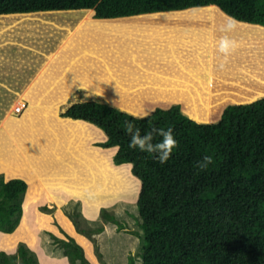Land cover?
I'll return each mask as SVG.
<instances>
[{"label":"rangeland","instance_id":"rangeland-1","mask_svg":"<svg viewBox=\"0 0 264 264\" xmlns=\"http://www.w3.org/2000/svg\"><path fill=\"white\" fill-rule=\"evenodd\" d=\"M204 8H208L207 5ZM215 8L217 10L212 12L215 18L224 20L226 12L217 6ZM76 10L78 9L74 11ZM33 12L38 14L40 11ZM69 13L72 12L52 10L51 14L38 15L41 19L45 17L48 20L45 22L20 18L26 24L18 27L0 24V76H6L9 70L16 68L18 77L42 78L46 93L16 96L6 95L0 90V174L5 179V173L6 176L10 173L8 178L21 177L26 181L27 187L31 179L38 178L53 197L44 198L37 203L36 209L50 215L55 226V231L39 228L37 243L19 240L12 252L5 253L13 254L20 243H25L28 247L39 244L47 255L64 253L55 241V236L67 238L71 234L64 229L56 216V212L60 210L68 216L76 232L78 231L71 215H76L77 212L83 215L75 218L80 226H103L101 232L86 238L93 257L83 247L86 257L95 264H127L129 257L133 259V264H143L141 253L145 243L144 231L137 207L141 181L133 174L132 163L115 161L114 154L118 148L116 145L107 147L99 144L106 139L102 128L86 120L65 116L63 112L73 102L93 99L142 116L145 111L151 112L159 104L163 106L166 104L164 102H170L179 103L181 111L198 122L216 121L227 104L248 100L240 95L241 92L250 93L245 85H248L246 80L250 79L251 72L264 78V39L246 36L248 47L242 50L237 47L225 56L218 51V40L225 35L220 30L225 21H218L212 15V19H208V26L204 28L208 34L205 41L212 42L216 47L211 52L210 47L201 53L200 60L204 65H200V68L203 70V67H209L212 70L210 73L206 70L198 72L199 76H203L202 92L169 97L157 95L158 92L154 94V90L148 87L149 76L145 71L141 70V75H138L140 73L132 74V70L122 72L116 68L114 71L102 69V62L111 57V52H101L102 49L97 43H101L102 39L98 35L88 36V42L87 39L82 41V36L78 33L68 36L67 29L72 25L69 26L70 22L66 23L62 18H74L69 17ZM238 21L239 25L244 22ZM239 25L235 30L239 29ZM258 27L264 26L250 23L240 26V29L250 32L253 30L255 33ZM233 31L227 33L231 39L238 43L240 39H244ZM138 35L137 39H128L127 44L131 53L128 57L140 61L145 57V50L150 44L147 39ZM112 50H115L117 58H122L125 57L123 51L128 52V47H123L122 51L113 46ZM68 60L77 66L82 63L83 67L77 68V72H71L70 67L74 65L71 66ZM214 61L216 65L212 69L211 62ZM222 61L241 63L243 71L240 69L235 73L231 72L229 76L223 71L225 67ZM42 63L44 68L40 67ZM158 64L156 62L153 65L158 67ZM36 67L40 69L37 70ZM31 69L34 71L31 72ZM196 71L194 72L197 73ZM122 74L124 79L120 76ZM222 75L235 82L223 81ZM9 77L8 75L7 79ZM60 77L67 79L64 82L66 89L58 81ZM86 77L88 81L84 84L80 82ZM114 79L122 85L119 89L116 88ZM255 82L258 84L253 82V85L260 89L258 95H255L257 98L264 95V82ZM87 83L88 87L85 85ZM60 89L66 91V94H61ZM19 100L26 101L27 107L17 113L14 107ZM102 208L113 212L125 227L119 228L112 221L104 220ZM22 214L23 205L21 216ZM30 249L35 252L39 264L37 248Z\"/></svg>","mask_w":264,"mask_h":264},{"label":"trees","instance_id":"trees-1","mask_svg":"<svg viewBox=\"0 0 264 264\" xmlns=\"http://www.w3.org/2000/svg\"><path fill=\"white\" fill-rule=\"evenodd\" d=\"M205 5L264 26V0H0V14L92 8L95 17L109 18ZM63 114L102 128L106 139L99 144L119 146L115 161L132 163L141 181L137 207L144 231L143 264H264V96L227 104L213 122L194 120L178 103L134 120L142 132L150 125L173 129L178 147L164 164L128 147L124 122L138 115L93 99L73 102ZM205 155L213 163L200 170L196 163ZM26 189L23 178L0 174V230L11 232L18 225ZM77 213L71 216L78 232L91 238L103 230L102 225L80 226L75 218L83 215ZM101 214L125 227L113 212L102 208ZM55 241L68 264L90 263L73 236H55ZM18 260L38 264L25 243L13 254L0 250V264ZM127 264H133L131 257Z\"/></svg>","mask_w":264,"mask_h":264},{"label":"crops","instance_id":"crops-1","mask_svg":"<svg viewBox=\"0 0 264 264\" xmlns=\"http://www.w3.org/2000/svg\"><path fill=\"white\" fill-rule=\"evenodd\" d=\"M204 7L205 6H197L183 9L160 10L109 18L95 17L94 10L92 8H78V10L76 11H74L75 9H61V12H72L69 13L68 16L74 17L72 19L62 18L66 23L70 22L69 26L72 25L67 29L68 36L70 34L78 33L79 36H82V41H86L87 39L88 42V36L95 34L102 39L101 43L100 41L99 43H97V46L102 49L101 52H111V57L108 58V60L102 62V69H112L113 71L117 69L119 71L121 70L122 72H124L125 70H132V74H134L135 72L142 73V71H145V73H148L149 76L148 87L154 90V94L155 92H158L157 95H167L169 97H174L181 95H195L202 92L203 90V76H199L198 74V72L202 70V67L200 68V65H204V63L200 60L202 59L201 53H203L210 47L211 50H209V52H211L212 49L216 47V45L214 46L212 42H209L210 40L208 41L209 43L205 41L208 34L206 33V29L204 28L208 26V19H212V15L213 18H215L214 13L212 12H215L217 10L215 8V5H207L208 8ZM51 12L52 10L40 11L38 12V14H36V12H15L0 14V18H7V20L3 23L4 25H6V27H18L22 24H26V22H23V19L37 21L39 19L41 20V17H38V15L43 16L45 14H51ZM215 19L221 22L225 21V19L222 20L221 18ZM71 23H73L74 26ZM242 23H245L246 25L250 24L249 22ZM112 24L117 25L118 28L116 30L111 29L110 25ZM105 26H107V28H105ZM80 27H82V30H79ZM79 31L81 33H79ZM138 34H140L143 39H147L150 44V47L145 50V57L143 59H140V61H137V59H134L133 57H128V55H130L131 53H129V45L127 44L128 39H137L139 36ZM242 37L244 39H240L239 43L237 42L238 48H240V50L245 49L249 45V41L246 40V36ZM113 46L122 51L123 47L127 46L128 52L123 51L125 57L117 58L115 50L111 51ZM71 61L75 60L71 59ZM71 61H67L71 66L74 65V67H70V69L72 70L71 72H77L79 67H83L82 63H79V66H77L76 64H71ZM156 62L159 63L158 67H154L155 65H153ZM222 63L225 67V70L223 71H225L227 75L229 74V76H231V72L235 73L242 69L241 63L238 62L228 61L227 63H224V61H222ZM211 64L212 69H214L216 62H211ZM40 67L44 68V63H42ZM166 68L169 69V72H166ZM36 69L39 70L40 68L38 69V67H36ZM32 70L33 69H31V72ZM205 70L208 73L212 71L209 67H203L202 71ZM17 71L18 70L16 68H13L12 70H9L7 72L6 76H0L1 91H3L6 95L16 96H30L39 94L46 95V93L44 92L45 88L43 86L42 78H34V76H28L27 79H25L24 77H18L16 75ZM194 71H196L197 73H195ZM141 73L138 75H141ZM8 75L10 77L7 79ZM120 76L121 78H123L124 74ZM222 77L223 81L225 82H235V80L225 75H222ZM83 80H80V82L84 84L86 81H88V77ZM256 80H263L264 82V78L259 77L257 73L254 74L251 72L250 79L246 80L248 81V85H245V89L247 88L250 93L241 92L240 95V97H247L248 100H241L237 103L249 102L256 99L255 95H258V93L260 92L259 87H255L253 85V82L255 83V85L258 84V82H255ZM58 81H60L61 86H64L65 89L67 88L64 84L67 79H64V77H60ZM114 81L116 82V88L119 89V87L122 85L118 83L117 79H114ZM94 84L96 85L95 81ZM85 85L86 87H88V83ZM142 86L144 87L143 84ZM60 90L61 94H66V91H64L63 89ZM248 96H252L251 99ZM262 96L264 95H259L257 96V98ZM167 100L171 101V99ZM164 103H166L168 106L166 104L163 106L159 104L157 107L167 108L172 104H170V102ZM25 107H27V102ZM7 175L9 176L10 173ZM8 176H6L5 173V177H7V179ZM13 234L14 229L11 232L0 230V250H4L7 252H12L14 250V248L16 247V243L12 244V246H8ZM84 236L89 239L86 235ZM52 255L62 256L65 260L62 264H68L69 262L68 257L64 253L57 252L56 254ZM88 259L89 261L91 260L90 258ZM90 262L94 263L92 260ZM39 264H41L40 259Z\"/></svg>","mask_w":264,"mask_h":264},{"label":"bare ground","instance_id":"bare-ground-1","mask_svg":"<svg viewBox=\"0 0 264 264\" xmlns=\"http://www.w3.org/2000/svg\"><path fill=\"white\" fill-rule=\"evenodd\" d=\"M7 20V18H0V24L4 25L3 23ZM45 22L44 19H39L37 22ZM239 25V24H238ZM245 23H242L239 25V29H236L233 32H237L239 36H247L255 38L258 36V38L264 39V27L257 28V32L253 33L254 31L251 30V32L248 30L242 31L240 29V26H245ZM257 27V26H256ZM107 28V26H105ZM110 28L113 30H116L118 27L115 24L110 25ZM256 30V29H255ZM244 85V84H243ZM242 86V85H241ZM262 87V85H261ZM243 91V90H242ZM238 92V90H237ZM235 92V93H237ZM238 95V94H237ZM249 95V94H248ZM251 99V98H250ZM21 100H19V103ZM25 197L23 200V214L20 218V222L17 225V227L14 229V234L12 236L11 241L9 242L8 246H12V244L17 243L19 240L21 241H34L38 242L37 239V232L38 229L41 227H45L49 230L55 231V226L52 224V218L50 215H46L36 209L37 203L42 201L44 198L51 199L53 196L52 194L48 193L45 188L43 187L41 181L38 178L31 179L29 182V185L25 191ZM46 200V199H45ZM56 216L58 217L59 222L64 227L66 231H68L78 243H80L91 257H93L91 253V247L84 235H82L79 232H76L74 230V227L72 226V223L70 222V219L68 216H66L62 211L58 210L56 212ZM24 239V240H23ZM30 248H37L39 259L41 260V264H62L65 260L62 256L55 257L51 255H47L41 248V246L33 245L30 246Z\"/></svg>","mask_w":264,"mask_h":264},{"label":"clouds","instance_id":"clouds-1","mask_svg":"<svg viewBox=\"0 0 264 264\" xmlns=\"http://www.w3.org/2000/svg\"><path fill=\"white\" fill-rule=\"evenodd\" d=\"M225 22L221 25V31L225 33L218 40V51L225 56L234 51L238 44L234 39H231L227 33L235 30L239 21L233 17L224 14ZM150 112L145 111L142 116L133 117V120L125 121L124 128L126 134L130 137L128 147L130 149H138L140 152H147L153 155V158L160 164L166 163L173 153V149L178 147V141L174 136V131L171 127L158 128L155 125H150L147 131H143L133 122L136 119H147ZM159 137V139H157ZM119 147V146H117ZM213 163L211 155H205L200 161H197L196 167L200 170H206Z\"/></svg>","mask_w":264,"mask_h":264},{"label":"built area","instance_id":"built-area-1","mask_svg":"<svg viewBox=\"0 0 264 264\" xmlns=\"http://www.w3.org/2000/svg\"><path fill=\"white\" fill-rule=\"evenodd\" d=\"M25 106H26V101L22 100L20 103L15 105L14 111L19 113L24 109Z\"/></svg>","mask_w":264,"mask_h":264}]
</instances>
